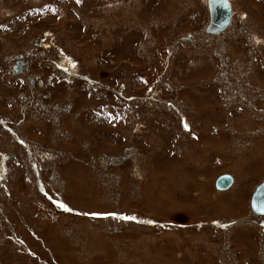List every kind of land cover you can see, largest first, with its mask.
<instances>
[{
  "label": "rangeland",
  "instance_id": "obj_1",
  "mask_svg": "<svg viewBox=\"0 0 264 264\" xmlns=\"http://www.w3.org/2000/svg\"><path fill=\"white\" fill-rule=\"evenodd\" d=\"M228 1L0 0V264H264V0Z\"/></svg>",
  "mask_w": 264,
  "mask_h": 264
},
{
  "label": "water",
  "instance_id": "obj_2",
  "mask_svg": "<svg viewBox=\"0 0 264 264\" xmlns=\"http://www.w3.org/2000/svg\"><path fill=\"white\" fill-rule=\"evenodd\" d=\"M209 6L211 10V23L209 26V30H211V32H215V30L219 28L218 30L220 31L230 23V19L232 16L231 4L228 0H215V4L213 5L212 0H209ZM232 182V178L224 175L219 177V179L217 180V187L220 189H226L232 184ZM259 190H264V185L259 187ZM258 206L262 209V211H264L262 205Z\"/></svg>",
  "mask_w": 264,
  "mask_h": 264
},
{
  "label": "bare ground",
  "instance_id": "obj_3",
  "mask_svg": "<svg viewBox=\"0 0 264 264\" xmlns=\"http://www.w3.org/2000/svg\"><path fill=\"white\" fill-rule=\"evenodd\" d=\"M212 3H213V5L215 4V0H212ZM221 22H223V21H221ZM218 34V33H217ZM230 188V187H229ZM229 188H227V189H229ZM227 189H225V190H227ZM224 190H220V192H223ZM262 205V207L264 208V199H262V197L259 195V194H257V196H256V199H255V207H256V205ZM254 214H256V213H254Z\"/></svg>",
  "mask_w": 264,
  "mask_h": 264
},
{
  "label": "flooded vegetation",
  "instance_id": "obj_4",
  "mask_svg": "<svg viewBox=\"0 0 264 264\" xmlns=\"http://www.w3.org/2000/svg\"><path fill=\"white\" fill-rule=\"evenodd\" d=\"M40 41V40H39ZM39 43V42H38ZM43 44H45L46 42H42ZM257 188V187H256ZM255 188V189H256ZM255 191V190H254ZM254 193V192H253ZM252 193V194H253ZM264 193V192H263ZM250 205H251V201H250ZM252 209V208H251ZM259 217H261V219L259 221H257V223L259 224L264 218H262V216H264V211L262 212V209H259L258 207L256 208L255 212ZM262 228V227H261Z\"/></svg>",
  "mask_w": 264,
  "mask_h": 264
},
{
  "label": "snow or ice",
  "instance_id": "obj_5",
  "mask_svg": "<svg viewBox=\"0 0 264 264\" xmlns=\"http://www.w3.org/2000/svg\"><path fill=\"white\" fill-rule=\"evenodd\" d=\"M77 2H79V0H77ZM128 219H133V217H129Z\"/></svg>",
  "mask_w": 264,
  "mask_h": 264
}]
</instances>
